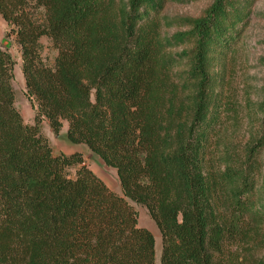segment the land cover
Returning a JSON list of instances; mask_svg holds the SVG:
<instances>
[{"label": "trees", "instance_id": "trees-1", "mask_svg": "<svg viewBox=\"0 0 264 264\" xmlns=\"http://www.w3.org/2000/svg\"><path fill=\"white\" fill-rule=\"evenodd\" d=\"M252 1L212 0L186 31L160 42L163 0H0L33 110L24 123L13 62L0 47V264H154L153 236L129 202L144 206L159 232L158 264H234L222 247L253 211L252 173L228 164L208 172L205 151L220 113L214 67ZM41 37L56 52L50 63ZM184 41L193 43L185 102L169 86L162 52ZM42 119L54 134L66 121V139L115 170L120 195L79 152L52 154Z\"/></svg>", "mask_w": 264, "mask_h": 264}, {"label": "rangeland", "instance_id": "rangeland-1", "mask_svg": "<svg viewBox=\"0 0 264 264\" xmlns=\"http://www.w3.org/2000/svg\"><path fill=\"white\" fill-rule=\"evenodd\" d=\"M211 2L212 0H163L162 7L155 16L158 40L164 42L175 33L186 31L189 21L199 16ZM6 31L7 27L0 18V47L9 53L13 62L11 86L14 106L22 121L31 124L33 110L23 94L19 50L13 37L5 35ZM40 43L41 56L50 63L56 52L45 37L40 38ZM192 46V41H184L166 46L162 51L170 64L167 81L174 89L178 101L185 102L193 91L185 72ZM214 68V90L220 113L206 146L205 168L208 172H217L224 169L226 164L237 168L245 167L250 169L254 184L249 196L253 211L243 218L238 233L225 240L223 257L232 260L234 264H264V0L252 1L250 13L236 43ZM40 127L49 141L52 154L79 152L82 163L110 191L120 195L115 170L104 165L84 144L70 143L65 137L66 121H61L56 134L51 131L46 119H42ZM254 141H258L256 146L259 142L262 144L256 154L248 159L247 147ZM76 168V165L68 167L66 174L73 176ZM129 203L137 213V224L148 229L153 236L154 264H158L159 232L144 206Z\"/></svg>", "mask_w": 264, "mask_h": 264}]
</instances>
